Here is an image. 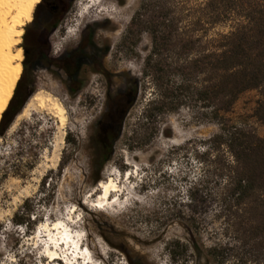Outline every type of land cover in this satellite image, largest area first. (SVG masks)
I'll return each mask as SVG.
<instances>
[{
    "label": "rangeland",
    "instance_id": "rangeland-1",
    "mask_svg": "<svg viewBox=\"0 0 264 264\" xmlns=\"http://www.w3.org/2000/svg\"><path fill=\"white\" fill-rule=\"evenodd\" d=\"M96 1L93 6L92 0H73L64 21L50 34L34 22L37 6L25 27L20 44L23 71L26 61L35 79L26 104L41 89L48 91L62 100L68 121L63 134L56 118L34 109L20 121L15 118L0 135V264H51L45 246L54 244L41 225L58 220L71 224L75 234L81 232L92 264H171L167 243L189 238L187 227L198 229L206 247L235 237L227 231L217 203L195 192L204 174L198 154L219 132V124L204 121V108L187 91L181 93L184 105L177 110L146 118L159 93L153 77L144 75L152 37L147 31L127 35L143 0ZM38 13L40 19L47 15L44 8ZM72 52L82 56L80 76L74 81L53 62L70 59ZM134 79L137 98L110 160L100 170L94 164L93 137L110 99L133 87ZM259 97L257 90L242 94L231 116L264 137V123L254 116ZM111 176L122 190L114 204L98 206L99 184ZM16 213L23 219L30 216L31 226L15 225ZM234 245L252 259L247 264H264V251ZM64 246L58 248L59 256L69 259L75 247Z\"/></svg>",
    "mask_w": 264,
    "mask_h": 264
},
{
    "label": "trees",
    "instance_id": "trees-1",
    "mask_svg": "<svg viewBox=\"0 0 264 264\" xmlns=\"http://www.w3.org/2000/svg\"><path fill=\"white\" fill-rule=\"evenodd\" d=\"M72 3L42 0L34 22L48 28L50 34L64 21ZM41 8L47 12L43 19L38 13ZM141 31L152 37L144 75L152 76L159 89L146 118L177 110L184 105L181 93L187 91L189 98L204 108V121L219 124V132L204 142L205 148L198 154L204 174L195 192L202 191L217 203L227 231L235 234L233 243L206 247L198 239V229L187 227L189 238L167 243L171 264H221L227 259L233 264H247L252 259L234 244L264 251V137L255 128L235 121L231 114L242 94L257 90L260 97L254 116L264 123V0H143L127 35ZM69 56L53 62L74 81L80 76L82 56L75 52ZM40 60H36L37 65ZM34 82L25 61L0 121V135L24 108ZM137 95L135 80L133 87L110 99L93 137L94 164L100 170L113 154ZM13 223H26L28 228L32 220L16 213Z\"/></svg>",
    "mask_w": 264,
    "mask_h": 264
},
{
    "label": "bare ground",
    "instance_id": "bare-ground-1",
    "mask_svg": "<svg viewBox=\"0 0 264 264\" xmlns=\"http://www.w3.org/2000/svg\"><path fill=\"white\" fill-rule=\"evenodd\" d=\"M93 1L95 2L94 6L97 1ZM40 3L41 0H0V121L23 73L24 50L20 44L25 33V27L33 21L34 11ZM104 19L109 20V17L106 16ZM121 22L123 20L118 22L120 28H122ZM41 90L30 98L22 112L17 115L16 121L29 116L31 110L44 109L57 119L59 127L64 134L68 121L67 109L64 103L52 93ZM99 188L101 189V194L98 206L103 203H106L105 205L114 204L112 200L122 190L121 185L112 176L107 181H101ZM120 199L121 197L118 200ZM71 227V224L65 220L55 221L53 225H41V232L43 230L46 231L48 238H50L49 240L54 244L45 246V248L47 247L49 258L52 259L51 264L59 261L58 248L64 249V245H69L68 250L75 247L73 250V253H76L75 260L69 257L71 264H80L82 259H86V261L90 259L93 263L94 260L89 248H84L79 239L81 232L77 231L75 234L74 229ZM55 230L58 231L57 234L53 232ZM50 243L47 242L46 244ZM91 262H87V264H92Z\"/></svg>",
    "mask_w": 264,
    "mask_h": 264
}]
</instances>
